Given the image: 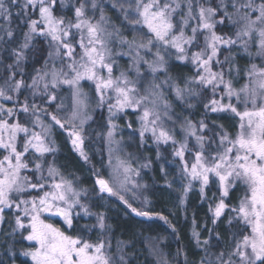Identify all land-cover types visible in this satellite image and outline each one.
<instances>
[{
  "label": "snow or ice",
  "instance_id": "6c2138e0",
  "mask_svg": "<svg viewBox=\"0 0 264 264\" xmlns=\"http://www.w3.org/2000/svg\"><path fill=\"white\" fill-rule=\"evenodd\" d=\"M8 3L15 4L16 0H0V19L5 22L0 25L3 31L0 42L11 46L14 30L10 27L12 13ZM56 6L57 0H24L18 15H24L31 9L36 18L25 16L28 30L23 33L22 41L11 47L12 63L5 65L7 76L0 77L5 84L0 87V224L5 220L7 209L17 210L12 234L27 231L22 239L35 242L34 247L22 254L30 257L33 264H114L115 260L127 264L124 255L115 258L109 255L111 243L106 238L95 243L87 238L92 228H98L103 233L110 227L106 225L105 216L91 213L89 207L81 202V195L87 196V193L77 191L72 181L65 179L59 169L44 162L48 154L55 152L52 136L55 126L67 133L83 160H89L83 149V126L90 119L87 115L88 96L82 90L81 82L91 81L98 106L115 100V103L108 104L107 136L110 143L114 142L118 128L112 123L115 114L128 109L140 111L141 142L149 134L158 144H173V155L182 161L181 170L188 177L185 195L191 189L192 181L197 180L203 197L210 177L216 179L220 195L214 206L209 204L212 223L216 225L229 212L232 215L228 223L235 221L240 227L232 235L230 250L219 251L214 259L205 247L209 245L213 232L209 230V238L201 240L200 233L194 230L192 236L197 246L206 253L200 264H264V67L255 63L247 67L244 70L247 83L237 89L233 86L232 76L233 73L239 76L241 69L233 64L235 57L226 56L223 61L219 59L222 47L229 50L239 47L249 59L256 57L264 62V0H216L215 6L213 0H128L127 7L112 3L111 6L122 15V23L131 30L130 38L111 22L97 0H81L74 8L73 19L68 20L55 14ZM89 10H98V18L88 16ZM129 15L135 19L130 20ZM177 16L179 18L174 20ZM225 20L234 27V38L216 31ZM185 29L190 30L191 35ZM198 33L203 47L190 52L194 44L200 47ZM36 37L47 41L49 51L42 67L33 69L35 75L30 76L29 84L24 79V65ZM113 45L127 50L114 51ZM253 46L255 53L250 51ZM77 47L79 53H76ZM170 50L177 53V59L190 60L196 68L195 76L183 85L174 86L176 98L183 101L199 96V92L188 86L195 85L211 92L212 99L204 105L205 109L213 113L231 112L238 118L235 135L230 136L226 132L220 135L218 149L207 156L205 144L208 141L203 135L207 124L203 120L198 124L186 120L181 125L184 140H175L162 123L163 120H171L169 103L164 98L162 87L168 85V81L156 83L153 79L147 86L143 83L148 76L167 72L166 56ZM116 57L130 60L129 66L118 76L113 75L114 66L119 68ZM57 63L61 67L58 68ZM213 65L217 66L216 70ZM62 85H68L71 90V106L60 103L56 105L55 112H49L35 103L34 98L41 93L45 103L56 101L55 89ZM24 89H31V92L21 100ZM224 100L228 103L224 104ZM233 100L236 104L232 103ZM8 101L12 102V107H8ZM21 114L24 122H21ZM42 116L48 117L50 123H46ZM128 127L131 128V123ZM189 137L196 141L198 150L195 152L188 148ZM111 152L110 148V178H104L93 167L98 192L118 196L136 215L150 217L152 213L132 207L120 195V190L126 189L129 183H135L130 174L138 176L139 172L119 158L113 165ZM186 153L192 155L193 162L184 159ZM28 172L35 175V181L27 175ZM236 182L245 188V192L238 204L232 206L226 200ZM33 192L42 194L31 195ZM77 208L84 216H95L96 219L95 225H82L77 235H70L42 219L44 214L59 216L67 228L72 229L74 216L81 215V212L75 211ZM193 223L195 225V220ZM127 246L125 242L117 244L121 252ZM161 264L166 262L161 261Z\"/></svg>",
  "mask_w": 264,
  "mask_h": 264
},
{
  "label": "trees",
  "instance_id": "16d2710c",
  "mask_svg": "<svg viewBox=\"0 0 264 264\" xmlns=\"http://www.w3.org/2000/svg\"><path fill=\"white\" fill-rule=\"evenodd\" d=\"M80 2L81 0H57L54 12L58 16H64L66 20L71 19L74 16V8L78 7ZM23 3L24 0H16L15 4L8 3L12 13L10 27L14 30V42L11 46L0 42V77L7 76L5 65L12 63L11 47H15L16 44L20 43L23 33L28 30L25 16L32 15L33 18H36L31 9L24 15H18L21 12ZM97 3L99 7L103 8L105 14L111 18V22L120 27L123 34L130 38L131 30L125 23H122L121 13L111 6L112 3H116L117 5L124 4L127 7L128 0H97ZM215 3L216 0H213V6H215ZM88 7L90 9V5ZM87 15L98 18L99 12L98 10L95 12L89 10ZM129 19H135V17L129 15ZM4 24V20L0 19V25ZM216 31L220 35L234 38L235 29L227 20H225L223 25H218ZM0 35H3L2 30H0ZM197 40L200 47L194 44L189 50L190 52L199 51L203 47V40L199 33L197 34ZM77 49L78 47L76 52L78 51ZM48 51V43L44 38H34L33 48L27 53L28 59L24 65V79L27 83L30 84V76L35 75L33 69L41 68L44 64ZM250 51L255 53L256 48L253 46ZM226 56H234L233 64L241 69L239 76L235 73L232 76L233 86L237 89L247 83V77L244 75V70L247 67L252 63L264 67V62L256 57L249 59L247 54L239 47H233L231 50L222 47L219 59L223 61ZM166 60L167 72H158L155 77L148 76L143 83L147 86L149 81L153 79L157 81L161 78L167 79L170 83L166 85V92H168L167 96L172 99L169 110L171 120L164 121L167 127L172 129L175 140L180 142L184 140L185 133L181 130V125L185 124L186 120H191L197 124L200 120H203L207 124L208 127L203 132L208 141L205 144V155L207 156L209 152H214L218 149L220 135L225 132L230 136L235 135L238 118L231 112L213 113L205 109L204 105L212 99L211 92L210 90H202L195 85L188 86L199 92V96L186 98L183 101L178 100L174 94V86L177 84L183 85L188 79L195 76L196 68L190 60L181 61L177 59V53L171 50L170 54L166 56ZM57 65L61 66L59 63ZM222 66L227 67L226 65ZM213 69L216 70L217 66L213 65ZM226 78H228L227 73ZM3 86H5L4 79L0 78V87ZM84 88H89V91L94 89L88 86H84ZM86 91L90 95L88 100V116L90 119L85 122L83 128L84 142H86L85 153L88 155L89 160H83L79 152L73 147L67 133L55 126L52 130L57 143L54 147L55 152L54 154H48L44 162L46 165L51 164L59 169L65 179L72 181L75 189L77 188L80 192L87 193V196L81 195V200L83 204L89 207L92 213H102L105 216L106 225L110 227L103 233L98 228H93L94 236L89 235L87 238H90L94 243L101 238H106L111 243L109 255L114 258L124 255L127 264H161V261H165L166 264H185V254L187 264H200L201 258L205 257L206 253L197 246L192 236L194 230L200 233L201 240L209 238V230L213 232L209 245L205 246L212 259L215 258L219 251H229L232 235L240 226L235 221L232 224L228 223L232 215L229 212H226L217 221V224L213 225L209 204L214 206L216 199L220 195L216 179L210 177L209 185L204 188L203 197L200 191L201 187L197 183L193 184V182L189 192L186 195H182V190L188 181H185L184 173L181 170L182 161L173 155V144L171 142L168 144H155L150 142V139L149 144L145 141L141 142L138 135L139 130L132 124V121H130L132 124L131 128L123 125L125 124L124 121H127L126 117L130 119L126 111L122 112L117 119L123 135H126L122 143L123 150L126 153H131L132 158L143 162L138 177V181L142 182L139 193L143 201H136L131 192L120 195L124 196L132 207L141 211H149L152 215L150 217L138 216L118 196L98 192V186L94 183L92 172L93 167H95L104 177L108 176L107 167L102 168L100 165H103L102 158L105 159L107 154L105 135L109 127L108 118L110 114L108 104L111 103V100L98 106L96 93ZM220 91L223 90L221 89ZM30 92L31 89H24L20 99L23 100L24 96H29ZM55 94L57 100L52 103H45L41 98L42 93L34 98L35 103L40 107L47 108L49 112H55L56 105L60 103L65 106H71V90L68 85H62L55 89ZM31 102L32 99L30 98ZM223 103L227 104L228 101L224 100ZM232 103L236 104V101L233 100ZM8 104L12 105V102L8 101ZM236 106L240 107L239 104ZM24 119L23 114H21V122H24ZM42 119L46 123H50L48 117L42 116ZM146 137L149 138L150 135L146 134ZM188 148L192 152L198 150L194 138H188ZM184 159L193 162L190 153H186ZM145 165H148V167H145ZM162 168L163 171L161 170ZM27 175L31 176L33 181H35L36 177L32 172H28ZM244 192L245 188L239 182H236V186L230 191L226 203L232 206L237 205ZM41 194L37 192L31 193V195ZM24 198L28 197L25 196ZM182 200L183 203H181ZM15 216L16 212L14 210L7 209L4 213L5 220L0 224V264H33L30 257H25L22 254L23 251L32 247L29 241L22 239L26 231L20 230L12 234L15 228ZM45 218L52 220L55 224L60 223L59 219L50 218L47 215ZM91 219L96 222L95 216H91ZM194 220L195 225L193 223ZM93 223L90 224L92 225ZM74 233L80 234V230L72 231L70 235H74ZM155 239H162V245L153 249L150 244L156 241ZM118 242L128 243L129 246L121 252L117 247ZM153 250H156V252H153ZM178 251L181 254L178 255ZM114 264H120V261L115 260Z\"/></svg>",
  "mask_w": 264,
  "mask_h": 264
},
{
  "label": "rangeland",
  "instance_id": "374dc122",
  "mask_svg": "<svg viewBox=\"0 0 264 264\" xmlns=\"http://www.w3.org/2000/svg\"><path fill=\"white\" fill-rule=\"evenodd\" d=\"M184 11L186 12V9H185ZM179 15H183V13H179ZM73 17H74V16H73ZM73 17H72L71 19H73ZM178 18H179V16L175 17L174 20H175V19H178ZM185 31H186V33H187L188 35H191L190 30L185 29ZM72 43L75 44V41L73 40ZM77 50H78V51H77L76 53H79V52H80V49L78 48ZM113 50L119 52V51H126L127 49H121V48H119L118 46L113 45ZM153 51H155V50H153ZM115 59H116V63L119 65V68H117V67L114 66V69H113V75H114V76H118V75H119V72H120L121 70H124V69H126V68L129 66V64H130V60H129L127 57H116ZM149 59H151V57H149ZM56 66L59 68L58 65H56ZM60 67H61V66H60ZM142 71H143V69H142ZM130 75H132V74H130ZM132 78L135 79L134 76H133ZM164 80H167V79H162V78H161L160 80H157V81H155V82H156V83H160L161 81H164ZM168 84H170V83L168 82ZM84 86H88V87L94 88V85H93V83H92L91 81H82V82H81V88H82V90H83L85 93H87L86 90L89 91V88H86V89H85ZM162 87H163V92H164V98H165V100H167L168 103H169V109H168V113H169V110H170V108H171L170 105H171L172 99H170L169 96H167V95H168V92H166V85H165V86H162ZM89 92H95V89H93V90H91V91H89ZM141 92H143V90H141ZM174 94H175V93H174ZM109 95H111V94H109ZM87 96H88V100H89L90 95H89L88 93H87ZM111 103H115V100L112 99V100H111ZM12 106H13V105L8 104V107H12ZM238 108H240V107H238ZM240 110L242 111L243 109L240 108ZM163 111H164L163 108H161V113H163ZM88 112H89V108H88V110H87V115L89 114ZM121 113H122V112L116 113L115 116H114L113 119H112V123L118 125V128H117V130H116V134H115L114 137H113V141H114V142H112V143L109 142V138H108V136H107V132H108V131L106 132V135H105V141H107V145H106V152H107V154H106L105 159L102 158V163H103V165H100V166H101L102 168H106V167H107V173H108V176H107V177H104V176H103V177L106 178V179L110 178L111 173H112V168L109 167V165H108V161H109V150H110V148L112 149V152H111V158H112V164H113V165H115V164L117 163V158H119L120 160L125 161L126 164H127L128 166H130L131 168L137 170V171L139 172V174H140V169H141V167L143 166V162H142V161H138L136 158H132V157H131V153H129V152L126 153V152L123 150L124 147H123V144H122V143H123V141H124L123 139H125L126 135H125V134L123 135V133H122V128L119 126L118 119H117V117L120 116ZM134 113H135V114H134ZM126 114H128V115L130 116V119H129V117H126L127 121H124L125 124H123V125H125L126 127H128V124L130 123V121H132V122H133L132 124L135 125V127H136L137 130H139V129H140L139 117H140V115H141V112H140V111H134V110H132V109H128V110H126ZM132 117H133V119H131ZM108 120H109V118H108ZM162 123H163V127H164L166 130H168L169 133H170L171 135H173V133H172V129L167 127V125H166V123H165L164 120L162 121ZM132 124H131V127H132ZM37 130H38V129H37ZM107 130H109V127H108ZM138 135H139V134H138ZM148 135H149V134H148ZM52 136H53V140H54V145H53V147H55V146L57 145V143H56V139L54 138L53 133H52ZM139 139H140V137H139ZM149 139H150V142H153V143L156 144V142H155L151 137L147 138V137L145 136L144 141L147 142V143L149 144ZM140 140H141V139H140ZM116 142H118V143H116ZM85 146H86V142H84V145H83V149H84V151H85ZM192 160H193V159H192ZM45 174H46V173H45ZM138 177H139V175L137 176V175H131V174H130V179H131L132 181H134L135 183H134V184H133V183H129V184L126 186V189H122V190H120V194L130 193V192H131V193L133 194L134 199H135L136 201H138V202H141V201H143V199H142L141 194H140L139 192H140V188H141V186H142V182H139V181H138ZM184 179H185V181H188V177H187L185 174H184ZM192 182H193V184L197 183V184L199 185V187H201V184H200L199 181H197V180H193ZM182 189H183V185H182ZM76 190L79 191V189H77V188H76ZM182 191H183L182 195H183V194L185 195L184 189H183ZM188 192H189V191H188ZM188 192H187V193H188ZM81 202H82V200H81ZM11 210H14V211L16 212V215L18 214L16 209L12 208ZM75 211H76V212H81V210H80L79 208L75 209ZM89 211H90V210H89ZM90 212H91V211H90ZM91 213H92V212H91ZM46 215H47L48 217H50V218L59 219V220H60V223H59V224H55L54 222H52V220L45 218ZM42 219H44L46 223H50V224H53V225L56 226V227L61 228V230L65 231V232L68 233V234H71L72 231H76V230H78V229L80 230V228H81L82 225H85V224L91 225L90 223H92V222H94L92 225H95V224H96L95 220H92V219H91V216H84L82 212H81V215H80V216H74V218H73V220H74V225H73V228H72V229H68V228H67V226H66V224L64 223L62 217H60V218H57V217H56V218H55L53 215L44 214V215L42 216ZM25 224H27V220H25ZM21 231H22V230H21ZM27 234H28V233H27V231H26L25 236H26ZM74 235H77V233H74ZM89 235H93V236H94L93 228H92L91 231L88 233V236H89ZM89 240H90V238H89ZM155 240H156L157 242H156V241H153V242L150 244V246H152L153 249H154L155 247H158V248H159V246L162 245V239H155ZM90 241H91V240H90ZM29 242L31 243L32 247L35 246V242H31V241H29ZM91 242H93V241H91ZM93 243H94V242H93ZM152 248H151V250H152ZM153 252H156V250H153Z\"/></svg>",
  "mask_w": 264,
  "mask_h": 264
},
{
  "label": "water",
  "instance_id": "95a60500",
  "mask_svg": "<svg viewBox=\"0 0 264 264\" xmlns=\"http://www.w3.org/2000/svg\"><path fill=\"white\" fill-rule=\"evenodd\" d=\"M48 215H50V214H48ZM55 218L57 217V218H60L59 216H54Z\"/></svg>",
  "mask_w": 264,
  "mask_h": 264
}]
</instances>
